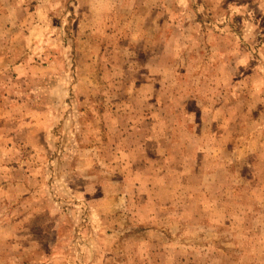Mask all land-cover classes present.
<instances>
[{"label": "rangeland", "instance_id": "374dc122", "mask_svg": "<svg viewBox=\"0 0 264 264\" xmlns=\"http://www.w3.org/2000/svg\"><path fill=\"white\" fill-rule=\"evenodd\" d=\"M0 264H264V0H0Z\"/></svg>", "mask_w": 264, "mask_h": 264}]
</instances>
